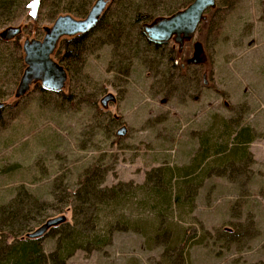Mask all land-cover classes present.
<instances>
[{
    "label": "rangeland",
    "instance_id": "rangeland-1",
    "mask_svg": "<svg viewBox=\"0 0 264 264\" xmlns=\"http://www.w3.org/2000/svg\"><path fill=\"white\" fill-rule=\"evenodd\" d=\"M60 1L37 24L22 0L0 9V32L22 28L19 50L0 42V212L24 189L37 200L30 232L55 217L69 222L66 196L83 176H105L101 187L121 186L120 196L88 220L131 229L65 264H264V0H216L182 50L170 41L158 51L138 40L134 17H167L193 0H123L117 17L129 46L93 38L60 92L37 83L16 99L24 42L43 38L54 11L80 20L63 11L77 4ZM195 43L202 62L187 66ZM171 51L182 72L167 61ZM107 94L115 102L104 108ZM155 169L172 175V192L188 191L171 208L146 196ZM55 243L50 231L42 237L46 252Z\"/></svg>",
    "mask_w": 264,
    "mask_h": 264
},
{
    "label": "trees",
    "instance_id": "trees-1",
    "mask_svg": "<svg viewBox=\"0 0 264 264\" xmlns=\"http://www.w3.org/2000/svg\"><path fill=\"white\" fill-rule=\"evenodd\" d=\"M18 1L19 0H0V9L16 4ZM22 1L30 8L33 14V22L37 24L42 21L44 16L42 12L45 10V7H48L50 0ZM89 1L90 0H72L73 3H71V6H73L72 4H77V6L66 7L63 11L66 14H71L83 20L99 0H95L93 5H91ZM109 1L110 0H108L106 5ZM122 1L123 0H112L110 8L106 10L103 9L104 11L101 13L98 22L90 31L72 38L63 39L59 42L56 58H58L66 75L72 76L77 73L82 66L84 55L88 52L93 38L98 41H103L104 44L115 46L122 44V46L125 47L131 44L129 41V34L126 32L129 28L124 20L120 19L121 17H117L118 12L120 13L119 6L122 4ZM60 2L62 1L59 0V3ZM191 3L192 1L184 8L176 10L167 17L184 10ZM112 7H115L114 11L111 10ZM212 10L213 9H210L207 12ZM59 12L61 13L60 10L49 13L50 17L48 16L47 19L56 20L60 17L58 16V14H60ZM147 16L148 15H138L134 17V22H143L137 31V37L140 42L151 47L154 51H158L166 44L155 45L148 42L143 33V26L161 17L151 18ZM13 18H15V16L11 19ZM147 19L149 23H144ZM0 42L5 43L1 39ZM12 45L15 47L14 49L19 50L20 47L17 45L16 40L12 42ZM178 57V52L171 51V54L169 53L167 57V61L171 67L182 72L183 68L177 64ZM1 111L2 110H0V112ZM104 177L105 176H101L99 179L95 180L93 174H87L81 178L75 190L66 196L67 201H69L71 205V220L49 230L56 239L54 249L49 252L44 250L42 237L39 239L26 238L27 234L33 232L29 231V227L31 222H35L33 213L36 210L34 209V204L37 203V200L26 190L20 189L13 201L3 207L0 212V264H65L76 251L83 250L88 252L99 250L109 244L114 233L124 231L125 228L131 229L127 223L119 221H111L101 225L100 222L91 223L88 220L91 214L100 215L103 211L110 210L112 207L116 206V201L120 196L121 186H114L111 188L101 187ZM187 177L188 176H186V178ZM171 180L172 175L170 176L169 171L164 169H155L146 178V184L150 182L154 183L150 191H146V196L149 195L147 198L152 196L156 204L160 205L156 206L157 210L164 205L166 208H171L172 203L177 202L180 195L188 192L185 191L186 187L183 191L179 189L177 194L172 192ZM145 204L146 202L143 199L140 205L145 207ZM111 211H113V209ZM110 216L114 217L112 212Z\"/></svg>",
    "mask_w": 264,
    "mask_h": 264
},
{
    "label": "water",
    "instance_id": "water-1",
    "mask_svg": "<svg viewBox=\"0 0 264 264\" xmlns=\"http://www.w3.org/2000/svg\"><path fill=\"white\" fill-rule=\"evenodd\" d=\"M108 0H99L90 10L87 17L83 20H75L71 16L58 17L51 29L46 28L44 31L46 36L42 42L27 41L23 45V51L26 56L24 63L27 68L24 70L19 83L15 89L14 97L20 99L24 97L30 90L33 82L43 81L45 72H48L50 67L59 69L58 65L52 64L50 56L57 46V42L61 38H72L80 34L90 31L98 22V19L103 12V9ZM216 0H193L184 10H181L169 17H161L152 21L150 24L143 26V33L148 42L155 45H163L170 41L178 45V50H182L184 44L193 39L198 26L205 20V13L214 9ZM21 35L20 27L9 26L0 32V39L4 42H10ZM28 52L42 60L43 68L39 66L35 58H29ZM203 54L202 46L199 43L193 45L192 57L186 62L187 66L198 65L202 62ZM183 67V66H182ZM61 69V68H60ZM56 73H58L56 71ZM66 75L62 71L58 80L50 77L46 80L44 89L51 92H60L65 85ZM115 102V97L111 94L105 95L100 104L102 107H107L109 103ZM5 107L0 102V110ZM127 130L120 128L116 136L122 138L126 135ZM66 222L64 216L55 217L47 220L32 233L26 235L27 239H39L43 237L51 228L57 227Z\"/></svg>",
    "mask_w": 264,
    "mask_h": 264
},
{
    "label": "flooded vegetation",
    "instance_id": "flooded-vegetation-1",
    "mask_svg": "<svg viewBox=\"0 0 264 264\" xmlns=\"http://www.w3.org/2000/svg\"><path fill=\"white\" fill-rule=\"evenodd\" d=\"M108 2V1H107ZM52 27V26H51ZM51 27L49 28V29H51ZM45 30V29H44ZM43 30V33H44V36H43V38L40 40V42H42L43 40H44V38H45V36H46V33H45V31ZM21 33H22V28H21ZM16 39V38H15ZM14 39V40H15ZM14 40H12V41H14ZM62 40V38L57 42V45L59 44V42ZM28 40H26L25 42H27ZM36 41H39V40H36ZM11 42V41H10ZM24 42V43H25ZM24 45V44H23ZM54 51H55V49H54ZM54 51H53V53L51 54V56H50V61L52 62V64H56V65H58V67H59V69L57 70V69H54L53 67H50V69L48 70V72H45V77H44V80L43 81H38V82H33V84H32V86L34 85V84H37V83H39L40 84V86H41V88H43L44 89V85H45V82H46V80L47 79H49L50 77H53L55 80H58L59 79V77H60V75H61V72L63 71L64 73H65V75H66V72H65V70L63 69V67L61 66V65H59L58 63H55L54 61H53V59H52V55L54 54ZM22 52H23V55H24V58L26 57V56H28V55H26L25 54V52L23 51V46H22ZM28 54H29V58H35V60L37 61V63L39 64V66L41 67V68H43V65H42V60L41 59H39V58H37V57H35L34 55H33V53L32 52H28ZM24 65H25V68H24V70L27 68V65L24 63ZM61 68V69H60ZM43 70H45V67L43 68ZM56 71L58 72V73H56ZM24 72V71H23ZM23 75V74H22ZM66 78H67V75H66Z\"/></svg>",
    "mask_w": 264,
    "mask_h": 264
}]
</instances>
